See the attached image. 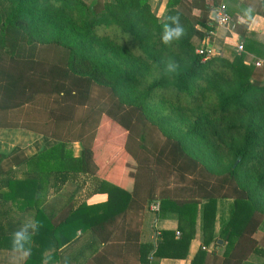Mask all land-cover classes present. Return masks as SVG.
<instances>
[{
    "label": "trees",
    "instance_id": "trees-1",
    "mask_svg": "<svg viewBox=\"0 0 264 264\" xmlns=\"http://www.w3.org/2000/svg\"><path fill=\"white\" fill-rule=\"evenodd\" d=\"M204 1L167 0L158 16L150 0H0L1 94L15 108L42 88L56 104L43 131L58 141L14 158L12 168L0 156V200L21 199L17 208L33 209L41 225L40 203L50 190L72 173L97 170L108 196L98 215L130 197L131 186L149 195L160 186L162 212L188 216L193 227L200 208L203 241L191 264H254L251 257L264 264L257 239L264 233V64L247 63L242 52L232 61L197 53L205 37L198 26L213 27L216 0ZM171 16H179L184 34L165 44L164 26L177 27ZM76 139L78 159L66 148ZM125 162L136 170L127 184L119 176ZM223 199L232 207L214 239ZM169 236L161 233L154 258L178 256L165 253Z\"/></svg>",
    "mask_w": 264,
    "mask_h": 264
},
{
    "label": "crops",
    "instance_id": "crops-1",
    "mask_svg": "<svg viewBox=\"0 0 264 264\" xmlns=\"http://www.w3.org/2000/svg\"><path fill=\"white\" fill-rule=\"evenodd\" d=\"M150 2L157 15L161 16L167 0ZM212 3V0H205L202 5L210 6ZM221 4L231 18V26L216 27L214 20L210 30L198 26V30L205 34L199 48L208 44L206 47L210 49L211 55H221L229 61L233 60L237 52H242L247 63L264 64V0H216L213 10ZM193 13L199 16L200 11L194 10ZM213 13L214 11L211 18ZM238 44H242V51L236 50ZM1 92L0 90V112L4 115L0 116V120L4 118L3 121L10 122H0V156H6L3 162L0 160L2 164L12 168L14 158L20 161L31 158L43 148L49 149L58 143L43 131L48 126L49 110L56 104L50 102L41 88L34 100L10 108L7 103L14 100L4 98L5 95ZM3 105L7 109L1 107ZM10 114L12 115L9 116ZM66 148L74 159L82 154V143L77 139L68 142ZM16 170L17 177L22 178L26 168L22 165ZM135 172V168L125 162L119 169L120 179L127 184L130 181L128 176ZM98 174L97 170L88 177L81 172L72 173L59 191L53 192L52 189L41 200V228L34 235L33 230L28 229L31 241L25 244V248L30 247L31 254L27 258H21V254L13 251L12 233L20 230L30 220H35L34 210L18 209L19 198L9 203L0 200V264H191L203 241L200 208L192 227L188 216H179L171 209L163 212L160 210V186L149 195L139 184L131 186L130 197L117 200L115 204L113 202L115 207L98 215L97 206L108 200L104 189L97 186ZM35 202L29 200L25 204L32 205ZM155 206L157 211L153 209ZM231 207V200H217L214 239H217L222 225L227 221ZM163 232L173 233V237H168L165 253L178 256L154 258ZM182 238L185 244L176 246L174 242ZM224 244L222 241L214 249L217 256L222 255ZM205 250L210 253L213 245ZM248 261L261 263L255 257ZM205 264H210V260Z\"/></svg>",
    "mask_w": 264,
    "mask_h": 264
},
{
    "label": "clouds",
    "instance_id": "clouds-1",
    "mask_svg": "<svg viewBox=\"0 0 264 264\" xmlns=\"http://www.w3.org/2000/svg\"><path fill=\"white\" fill-rule=\"evenodd\" d=\"M173 23L177 25L175 29L171 28L169 25L164 26V35L162 40L165 44H170L173 39H179L181 35L184 34L183 27L179 24V16H171L169 17ZM41 225L39 222L35 220H30L25 223L20 230L12 233V248L16 253L21 254V258H27L31 254V248H25L26 243H30L31 236L29 235L28 229L31 228L33 230L32 235H34L38 228Z\"/></svg>",
    "mask_w": 264,
    "mask_h": 264
},
{
    "label": "built area",
    "instance_id": "built-area-1",
    "mask_svg": "<svg viewBox=\"0 0 264 264\" xmlns=\"http://www.w3.org/2000/svg\"><path fill=\"white\" fill-rule=\"evenodd\" d=\"M214 23L216 25V27H220V28H227L231 26V18L230 16L227 14L225 6L224 5H218L215 9H214ZM207 43H208V38L206 39ZM208 47V44L206 45ZM201 47L197 50V53L199 54H203L205 53L207 57L212 56L211 55V51L210 49H208L207 47ZM236 50L237 51H242L243 50V46L242 44H238L236 46ZM255 65L257 67H260L262 65V62H256ZM154 210H158L157 206H155L153 208ZM156 210V211H157Z\"/></svg>",
    "mask_w": 264,
    "mask_h": 264
},
{
    "label": "rangeland",
    "instance_id": "rangeland-1",
    "mask_svg": "<svg viewBox=\"0 0 264 264\" xmlns=\"http://www.w3.org/2000/svg\"><path fill=\"white\" fill-rule=\"evenodd\" d=\"M3 115H4V113L0 112V116L3 117ZM11 115H12V114H10L9 116H11ZM3 119H4V118H2V119L0 120L1 123H3V122H7V123L10 122V121H7V120H4V121H3ZM187 182H188V179H186L184 183H187ZM173 185H177V186H179V182L176 181L175 183H173ZM257 239H258V241H259V245L262 246V247H264V233L258 232V233H257Z\"/></svg>",
    "mask_w": 264,
    "mask_h": 264
},
{
    "label": "water",
    "instance_id": "water-1",
    "mask_svg": "<svg viewBox=\"0 0 264 264\" xmlns=\"http://www.w3.org/2000/svg\"><path fill=\"white\" fill-rule=\"evenodd\" d=\"M212 18H214V13L212 14ZM217 243L218 244H222V241L221 240H218Z\"/></svg>",
    "mask_w": 264,
    "mask_h": 264
}]
</instances>
